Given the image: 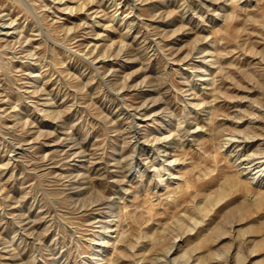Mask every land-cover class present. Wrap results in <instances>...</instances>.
<instances>
[{"label":"rangeland","instance_id":"rangeland-1","mask_svg":"<svg viewBox=\"0 0 264 264\" xmlns=\"http://www.w3.org/2000/svg\"><path fill=\"white\" fill-rule=\"evenodd\" d=\"M0 264H264V0H0Z\"/></svg>","mask_w":264,"mask_h":264},{"label":"bare ground","instance_id":"bare-ground-1","mask_svg":"<svg viewBox=\"0 0 264 264\" xmlns=\"http://www.w3.org/2000/svg\"><path fill=\"white\" fill-rule=\"evenodd\" d=\"M111 219V218H110ZM107 242V241H106Z\"/></svg>","mask_w":264,"mask_h":264}]
</instances>
